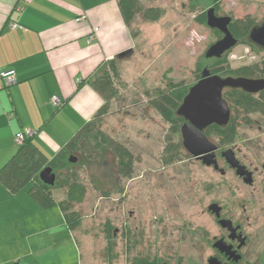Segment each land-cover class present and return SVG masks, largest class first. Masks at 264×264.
Listing matches in <instances>:
<instances>
[{
	"label": "rangeland",
	"instance_id": "obj_1",
	"mask_svg": "<svg viewBox=\"0 0 264 264\" xmlns=\"http://www.w3.org/2000/svg\"><path fill=\"white\" fill-rule=\"evenodd\" d=\"M210 7L217 15L231 16L238 31L264 18V0L134 2L136 11L128 25L133 48L115 62L114 73L107 70L116 74L112 82L117 93L100 119L101 132L133 155L132 177H117L111 165L112 154L93 163L88 151L82 158L73 154L87 163L77 172L86 191L81 202L72 207L79 212L81 222L70 239L84 252L85 264H133L134 259L207 264L210 241L208 247L205 241L200 245L198 235L205 240L210 236H203L204 231L218 234L219 227L206 211L210 202L223 204L226 214L234 218L246 205L245 216L252 224L248 234L258 240L247 263L256 259L254 264H264V183L254 186L255 191L247 188L219 156L223 176L196 161L182 145L183 122L165 121L153 106L173 91L179 94L185 89L187 95V88L199 79L204 67L225 68L228 56L219 62L205 59L207 50L220 38L217 30L206 24L205 12ZM243 52L245 47L240 46L231 56L240 57ZM258 118L253 116L247 122L242 119V123L236 119L231 142L227 134L213 127L203 133L221 151L233 146L238 160L256 162L261 170L264 136L258 131ZM90 175L98 191L93 189ZM103 191L109 193L108 198L102 196ZM54 193L65 199L63 189H55ZM55 210L60 214L57 205ZM59 228L53 232L56 249L51 254L74 259L72 243L59 246Z\"/></svg>",
	"mask_w": 264,
	"mask_h": 264
},
{
	"label": "crops",
	"instance_id": "obj_2",
	"mask_svg": "<svg viewBox=\"0 0 264 264\" xmlns=\"http://www.w3.org/2000/svg\"><path fill=\"white\" fill-rule=\"evenodd\" d=\"M133 43L118 0H0V73L16 80L6 87L0 78V169L18 133L54 158L102 106L84 81ZM27 187L10 193L0 183V264H85L61 209L41 207ZM57 226L59 246L72 243L74 259L51 254Z\"/></svg>",
	"mask_w": 264,
	"mask_h": 264
},
{
	"label": "trees",
	"instance_id": "obj_3",
	"mask_svg": "<svg viewBox=\"0 0 264 264\" xmlns=\"http://www.w3.org/2000/svg\"><path fill=\"white\" fill-rule=\"evenodd\" d=\"M134 2L135 0H118L122 19L127 27L136 11L133 9ZM125 56L126 52L116 55L112 60L100 65L95 72L84 81L86 85L91 87L100 96L102 106L95 113L93 118L83 124L78 132L55 155L54 158L48 160L32 142V135H25L22 143L20 145H16V152L13 157L0 169V183L7 191L15 193L23 190L29 185L28 192L41 205V207L46 208L56 204L61 209L64 221L72 232L78 228L81 222L79 212L74 211L72 207L74 204L81 202V199L85 195L86 191L85 187L79 183L80 179L78 178L77 172L79 170L82 171L87 164L77 158H75V162H70L69 158L71 156L73 157L74 153L78 154L82 158L83 156H86L85 151H88L89 153L87 154L88 157L92 159V163L99 162L106 157L109 158L110 154H112L113 164L111 165L116 168V174L120 180L122 178H131L133 174V155L122 149L120 145L115 143L100 130V119L107 110L108 101L117 93L112 82L114 78L113 76L116 75H113L115 70L114 64L116 61H121V59ZM222 57L211 60L219 62ZM205 59L210 58L205 57ZM108 68L110 70L112 69L113 73H108ZM208 70L210 73L219 75L220 77H224L226 73L224 67H218L217 69L216 67H212ZM192 85L193 84L190 86L192 87ZM187 89V92H189L190 88ZM185 93L186 90L183 89L180 90L179 94L173 91L171 95H163L160 97L158 102H153V106L165 121L171 123L172 120H176L179 123H182L183 119L177 116L175 110L176 108L178 109L180 101H183L186 96ZM172 99L176 100L173 101ZM231 125H233V123L227 126H217L214 124L209 127H213L217 131L220 130L222 135L227 134V141H229L230 136L233 137L234 134V129ZM176 130L178 129L176 128ZM228 130L231 131V135H229ZM45 168H51L52 173L55 175L56 181L52 187L43 184L39 179L40 172ZM90 178L93 184V189L98 191L99 188L96 184V180L91 175ZM55 189H63L65 191L64 200H54L52 190ZM100 193L103 197L108 198L109 196V193L105 191ZM127 233L129 234V232ZM134 260L135 262L133 264L161 263L159 259H153L152 261L147 259Z\"/></svg>",
	"mask_w": 264,
	"mask_h": 264
},
{
	"label": "flooded vegetation",
	"instance_id": "obj_4",
	"mask_svg": "<svg viewBox=\"0 0 264 264\" xmlns=\"http://www.w3.org/2000/svg\"><path fill=\"white\" fill-rule=\"evenodd\" d=\"M210 8L214 10V15L216 17L229 18L227 30L230 33L232 39L234 40V44L227 48L219 57H209L210 59H217L222 56H224L226 59L227 56L230 57L225 63L226 73L224 77H220L219 75L210 73V71L206 67H204L203 69L208 71L210 76H217L221 79L230 80L231 85L225 86L221 90V98L225 102L228 110V122L224 126L233 123L231 127L234 129V126H236V119L239 118L240 122L242 123V119L247 122L248 120L250 121L251 117L258 116V119H260L258 123V131L261 136H264V18H261V20L255 23L253 22L250 26L244 27L243 30L238 31L235 27H233L234 20L231 16L217 15V12L215 11L214 7ZM216 30L220 36V38L216 41L218 42L223 39L224 34L220 30ZM254 30L258 32L255 31L256 33L253 34L254 32L252 31ZM240 46L245 47V52H243V55H241L240 57H236L234 55L231 56L234 50H236ZM234 59H237V61H235ZM200 79L201 77H199V79H197V81H195L192 86L198 83ZM223 95L225 98H223ZM184 122L185 119L183 118V123ZM208 127H206L205 129H207ZM203 130L202 134L205 136ZM230 130H228L229 135H231ZM232 140L233 137L230 136L229 142H231ZM215 147L216 149L213 154L217 168H215L214 165H210L214 171H218L219 174H221L222 176L225 175V171L222 168H219L217 162V158L219 156L224 161L225 165L229 168V170L234 172L235 178L242 182L243 185L247 188H252V190L255 191L257 188L254 189V186H257V184L264 183V161L260 164L261 170H259L258 166H256V162L249 161V163H246V159H243L242 161L238 160L235 148L232 146V148H229L227 150H230L232 152L235 161L244 168L243 171L249 173L248 175L243 174V176L237 175V169L232 167L227 162L226 158L222 156V154L227 150L221 151L216 145ZM194 159L196 161H201L198 158ZM212 205H217L220 209L219 216L209 210V207ZM245 206L246 205L242 207L243 211L239 214L237 218L226 214L224 205L220 204L219 202H210V204L207 206V213L213 217L216 226L219 227L218 234L209 235V231H207V233L204 231L203 236H210L209 239L205 238L204 240L198 235V241L200 245L203 241H205V245L206 247H208V243L210 241V247L208 248L211 252L206 259L207 264H209L208 262L211 258L216 259L220 264H248L247 262L249 261V258H251L253 255L252 247L258 240H254L248 234V229L251 227L252 224L249 222L248 216H245L247 211ZM221 220L229 221L233 230H229L227 228L222 227L219 224ZM218 241H222L223 243H225V245L230 246V252L232 254L226 255L225 253H222L217 247H215V244ZM255 261L253 260L251 264H254ZM160 264L167 263L161 262Z\"/></svg>",
	"mask_w": 264,
	"mask_h": 264
},
{
	"label": "water",
	"instance_id": "obj_5",
	"mask_svg": "<svg viewBox=\"0 0 264 264\" xmlns=\"http://www.w3.org/2000/svg\"><path fill=\"white\" fill-rule=\"evenodd\" d=\"M228 23L229 18L216 17L213 9L210 8L207 10V26L220 30L224 34V37L210 46L206 53V57H219L227 48L234 44V40L227 30ZM255 31L256 30L252 31L254 32L253 34L258 32ZM200 77V81L189 89L188 94L184 97L182 104L177 110V114L185 119V122L180 128L182 145L191 156L200 159L203 164L207 166L214 165V167L217 168L213 154L216 147L202 134V130L212 124L218 126L227 124L228 110L225 102L221 98V90L223 87L231 84L228 79L210 76L206 70L202 71ZM222 156L226 158L227 162L232 167L237 169V175L243 176V174H249L244 172V168L235 161L230 150L225 151ZM69 161L73 163L75 162V158L71 156ZM39 179L43 184L49 187L54 186L56 181L51 168L43 169L39 174ZM209 210L219 216L220 209L217 205L210 206ZM219 224L224 228L233 230L229 221L221 220ZM215 247L226 255L232 254L230 252V246L225 245L222 241L216 242ZM208 263L220 264L214 258H211Z\"/></svg>",
	"mask_w": 264,
	"mask_h": 264
},
{
	"label": "built area",
	"instance_id": "obj_6",
	"mask_svg": "<svg viewBox=\"0 0 264 264\" xmlns=\"http://www.w3.org/2000/svg\"><path fill=\"white\" fill-rule=\"evenodd\" d=\"M0 77L2 79V82L5 86H11L16 83L14 72L13 71H7V72H1ZM54 104H58V99L52 100ZM29 136L30 133H18L15 135V144L20 145L22 143V140L24 136Z\"/></svg>",
	"mask_w": 264,
	"mask_h": 264
}]
</instances>
